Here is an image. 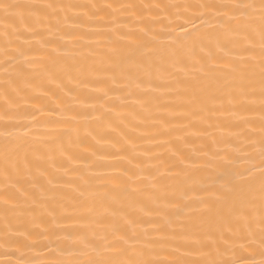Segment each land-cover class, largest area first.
I'll use <instances>...</instances> for the list:
<instances>
[{
	"label": "bare ground",
	"instance_id": "obj_1",
	"mask_svg": "<svg viewBox=\"0 0 264 264\" xmlns=\"http://www.w3.org/2000/svg\"><path fill=\"white\" fill-rule=\"evenodd\" d=\"M2 2L98 7L49 9L40 13L39 22L27 9L13 10L24 13L23 21H3L0 13V132L25 142L11 182L32 197L5 214L0 174V264L86 259L79 256L84 250L80 238L85 236L106 235L113 241L135 234L142 239L145 230L156 236L152 226L175 221L176 205L196 206L214 190L218 166L209 158L218 149L241 170L259 163L248 143L255 137L247 131L258 127V83L254 112L228 103L224 91L218 90L226 78L223 72L218 83L204 80V91L196 81L191 82L195 88L189 84L176 91L178 70L195 73L209 53L219 69L249 55L241 50L243 41L237 43L217 27L216 10L200 7L234 0ZM128 4L137 7H120ZM105 5L112 7H99ZM5 23L12 25L7 37ZM180 24L192 36L211 33L214 39L195 47L189 41L174 69L138 78L134 68L129 69L143 49L109 55L120 36H141V29L150 30V35L162 30L176 35ZM54 50L62 54L56 64L49 59ZM238 117L254 118V123H241ZM3 148L0 138V153ZM249 154L254 159L249 160ZM88 192L98 195L94 200L81 195ZM203 219L207 224L209 218ZM228 226L211 221L217 234ZM231 226L242 227L235 222Z\"/></svg>",
	"mask_w": 264,
	"mask_h": 264
},
{
	"label": "snow or ice",
	"instance_id": "obj_2",
	"mask_svg": "<svg viewBox=\"0 0 264 264\" xmlns=\"http://www.w3.org/2000/svg\"><path fill=\"white\" fill-rule=\"evenodd\" d=\"M76 7L96 9L98 6L21 5L0 0L3 21L17 17L23 21L25 15L23 12L13 11L17 9L30 10L29 17L39 22L42 18L40 13L49 9L67 10ZM99 7L111 8L112 5ZM120 7L134 9L137 6L128 4ZM200 7L216 10L214 18L218 21L217 27L225 33L232 34L237 43L243 41L241 50L249 55L239 56L223 69H219L212 62L209 53L208 60L202 63L195 73L185 69L178 70L176 91L181 90L180 86L188 87L192 81L199 83L200 90L204 91L203 81L218 83L221 78L219 73L223 72L226 78L223 84L218 83V90L224 91L228 103L238 104L241 111L254 112L256 104L254 97L258 83V127H249L247 131L250 137H255L249 139L248 143L258 154L259 163H253L241 170L235 165L234 159H230L228 154L220 155L221 150L218 149L209 158L211 163L218 166L215 183L212 185L214 190L207 198H199L196 206L176 205L175 221L166 219L163 225L152 226V231L157 233L156 236L150 235L147 230L142 239L137 238L135 234L129 238L119 236L113 241H107L106 235L93 236L91 239L85 236L80 238L84 250L79 252V256L87 257L86 259L60 260L56 264H264V0H234L230 3H211ZM3 26L4 35L6 37L11 35L9 29L12 25L5 23ZM178 27L180 33L176 35L163 30L160 34L150 35V30L141 29V36H134L132 33L120 36L113 42L115 46L109 49V55L119 56L125 48L143 49L140 60L129 71L134 68L138 78L151 79L156 73L169 68L174 69L176 63L180 62V51L188 46L189 41L195 47L198 43L203 46L205 41L210 43L214 39L211 33L192 36L183 24ZM54 52L55 56L49 58L52 64H56L62 55L59 50ZM201 77L203 79H200ZM5 83L10 84L11 81ZM191 86L196 87L195 84ZM232 115L235 116L236 113ZM238 119L247 125L254 123V118ZM0 138L4 140V148L0 153V174L4 179L2 204L7 214L10 209L21 208L20 201L27 202L32 197L11 182L12 173L19 171L18 152L25 142L20 137L13 138L11 132H0ZM252 159L254 157L249 154V160ZM13 189L15 191H12ZM81 195L94 200L98 193L88 192ZM93 210L89 209V212ZM205 216L209 218L207 224L203 219ZM213 220L226 222L229 226L217 234L211 227ZM233 222L242 227L233 228L231 226ZM129 239L133 240L132 244L128 243ZM238 253L246 254L248 258ZM194 255L198 258H191ZM257 256L260 257L259 260L256 259Z\"/></svg>",
	"mask_w": 264,
	"mask_h": 264
}]
</instances>
